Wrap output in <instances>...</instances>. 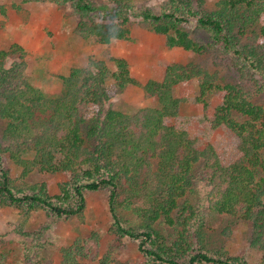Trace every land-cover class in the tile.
Masks as SVG:
<instances>
[{
  "label": "trees",
  "instance_id": "obj_1",
  "mask_svg": "<svg viewBox=\"0 0 264 264\" xmlns=\"http://www.w3.org/2000/svg\"><path fill=\"white\" fill-rule=\"evenodd\" d=\"M22 1L70 6L79 17L77 34L101 45L128 40L138 12L130 0ZM204 4L168 0L159 14L143 10L139 17L165 37L168 48L217 52L218 65L234 70L239 82L222 83L218 71L192 62H164L163 80L144 86L159 107L132 116L103 112L114 98L108 80L118 91L135 84L123 59L114 60L113 73L95 59L71 69L60 78L62 95L51 98L28 82L20 45L0 51V205L25 214L42 210L50 221L69 219L82 214L85 192L104 190L112 230L132 242L147 264H248L204 246L203 216L186 198L201 165L198 181L206 190L207 209L251 222L250 245L264 252V106L253 102L264 93V0H218L210 13L203 12ZM187 24L207 33L205 44L189 36L183 29ZM194 78L197 103L207 106L213 96L221 101L211 122L213 140L191 138L178 120L180 100L173 89ZM221 128L238 139L231 157L220 152L222 137L216 139ZM4 157L20 169V178L41 172L61 173L67 180L55 196L45 183L17 185ZM38 242L36 236L26 247L25 264H41L37 255L43 245ZM73 248L63 250V264L88 256L79 245ZM5 263L6 255L0 254V264Z\"/></svg>",
  "mask_w": 264,
  "mask_h": 264
},
{
  "label": "rangeland",
  "instance_id": "obj_2",
  "mask_svg": "<svg viewBox=\"0 0 264 264\" xmlns=\"http://www.w3.org/2000/svg\"><path fill=\"white\" fill-rule=\"evenodd\" d=\"M92 1L103 4L108 0ZM130 1L138 12L132 20L129 39L101 45L77 34L79 17L70 6L57 7L49 1L25 3L22 0H0V51L12 44L20 45L26 52L25 76L28 82L51 98L62 95L60 78L67 76L71 69L85 67L90 59H95L104 62L113 73L116 70L114 60L123 59L135 84L118 91L114 81L108 80L107 85L114 98L111 105L103 107V112L112 109L131 116L144 108L159 107L156 99L145 93L144 86L150 81L163 80L164 62L178 65L192 62L205 71H218L222 83L239 82L234 70L218 65L217 52L196 54L180 48H168L165 37L152 32L149 24L139 17L143 10L159 14L168 0ZM217 1L205 0L203 12L215 11ZM183 29L196 43H206L207 33L194 24L183 25ZM173 90L174 97L180 100L178 120L182 129L191 138L215 139L211 122L221 101L213 96L207 100V106L197 103L199 83L196 78L178 84ZM253 102L264 106V93L253 98ZM191 122L194 125L191 126ZM0 125L3 126L1 122ZM217 132L216 140L222 137L219 141L221 154L233 156L238 139L224 128ZM4 163L17 185L45 183L51 196L57 195L59 185L67 180L61 173L41 172L20 178V169L7 157H4ZM155 165L156 161H153V167ZM200 169L201 165L197 170L195 168L196 176L186 198L203 216L205 248L217 250L228 257L241 258L248 264L264 261V252L250 245L253 238L251 222L207 209L206 190L198 181ZM84 194L85 208L80 216L54 221H50L42 210L25 214L14 207L0 205V254L6 255L5 264H25V249L36 236H39L38 243L43 245L37 255L41 264H63V250L76 244L88 255L78 257L77 264H147L132 242L117 237L112 230L107 192L100 190ZM122 215L131 222H137L129 213L122 212ZM166 233L173 239L175 233L172 230Z\"/></svg>",
  "mask_w": 264,
  "mask_h": 264
}]
</instances>
